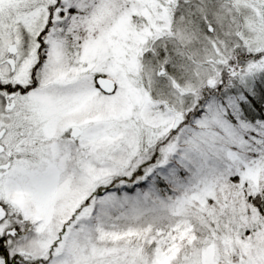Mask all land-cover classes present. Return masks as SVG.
Returning a JSON list of instances; mask_svg holds the SVG:
<instances>
[{
  "label": "snow or ice",
  "instance_id": "1",
  "mask_svg": "<svg viewBox=\"0 0 264 264\" xmlns=\"http://www.w3.org/2000/svg\"><path fill=\"white\" fill-rule=\"evenodd\" d=\"M0 264H264V0H0Z\"/></svg>",
  "mask_w": 264,
  "mask_h": 264
}]
</instances>
